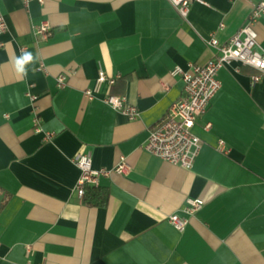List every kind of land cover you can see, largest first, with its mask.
<instances>
[{
    "label": "crops",
    "instance_id": "0c3cea01",
    "mask_svg": "<svg viewBox=\"0 0 264 264\" xmlns=\"http://www.w3.org/2000/svg\"><path fill=\"white\" fill-rule=\"evenodd\" d=\"M0 8V264H264V77L251 82L255 67L219 69L222 86L192 128L201 147L191 168L143 148L183 92L172 69L211 58L210 38L229 40L248 0H194L186 17L171 0H0ZM43 21L48 39L35 35ZM255 27L264 48V13ZM22 52L36 58L26 75L14 65ZM100 68L120 76L90 99L84 91ZM108 93L127 95L139 116L108 105ZM82 151L95 168L123 156L132 167L100 177L105 204L77 192ZM188 197L205 200L191 215ZM173 212L187 215L183 230Z\"/></svg>",
    "mask_w": 264,
    "mask_h": 264
},
{
    "label": "built area",
    "instance_id": "2783aa9c",
    "mask_svg": "<svg viewBox=\"0 0 264 264\" xmlns=\"http://www.w3.org/2000/svg\"><path fill=\"white\" fill-rule=\"evenodd\" d=\"M28 3L30 0H23ZM42 1V0H41ZM178 8L179 12L186 17L189 14L190 6L194 0H171ZM251 10L246 22L227 41L220 42L218 38L211 37L209 43L214 47V54L204 63H189V69L183 70L179 65L172 69L173 74L182 72L184 78V88L182 94L174 100L166 111L165 115L150 127L149 136L143 148L161 158L180 165L184 168H191L201 147V138L193 131V126L197 118L209 107L213 96L222 86L218 71L221 67L229 65L233 61L248 64L257 69L251 76L254 84L264 77V67L257 66L264 64V48L258 42V32L256 23L264 13V0H248ZM224 24L222 23L221 26ZM7 30V23L0 8V33ZM53 33L51 25L47 21L36 25L35 35L43 39H48ZM40 68L45 69L44 63H40ZM72 69L61 72L57 76V84L60 88L67 85V78ZM118 75H108L100 68L96 83L93 87L85 89V95L92 99L100 89L103 82L114 83ZM32 99L36 95L28 92ZM104 101L116 110H120L129 118H137L140 114L136 104L131 102L125 94L108 93ZM34 122L37 130L40 127V117L36 114ZM207 127L210 123H207ZM53 133L45 132V138L52 137ZM222 148H226L221 142ZM75 163L80 169V176L76 184L77 192L82 197L87 185H99L100 177L110 175L112 172L127 174L131 170V165L126 157L121 159L111 168H95L92 157L88 152L82 151L75 156ZM205 203L200 197H188L184 206L186 214H193ZM187 215L173 212L169 215V220L178 229L183 230L187 223ZM38 264H44L38 263Z\"/></svg>",
    "mask_w": 264,
    "mask_h": 264
},
{
    "label": "trees",
    "instance_id": "16d2710c",
    "mask_svg": "<svg viewBox=\"0 0 264 264\" xmlns=\"http://www.w3.org/2000/svg\"><path fill=\"white\" fill-rule=\"evenodd\" d=\"M1 193V188H0ZM108 191L100 185H87L82 199L89 204H105L107 201Z\"/></svg>",
    "mask_w": 264,
    "mask_h": 264
},
{
    "label": "clouds",
    "instance_id": "9594fccd",
    "mask_svg": "<svg viewBox=\"0 0 264 264\" xmlns=\"http://www.w3.org/2000/svg\"><path fill=\"white\" fill-rule=\"evenodd\" d=\"M35 57L31 52H22V54L17 57L14 61L15 69L18 74L26 75V66L35 61ZM259 67H264V64H258Z\"/></svg>",
    "mask_w": 264,
    "mask_h": 264
},
{
    "label": "water",
    "instance_id": "95a60500",
    "mask_svg": "<svg viewBox=\"0 0 264 264\" xmlns=\"http://www.w3.org/2000/svg\"><path fill=\"white\" fill-rule=\"evenodd\" d=\"M3 199H4V193L2 192V193H0V207L2 205Z\"/></svg>",
    "mask_w": 264,
    "mask_h": 264
}]
</instances>
